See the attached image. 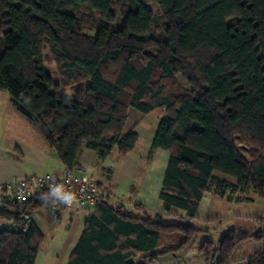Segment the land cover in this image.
Here are the masks:
<instances>
[{"label":"trees","instance_id":"obj_1","mask_svg":"<svg viewBox=\"0 0 264 264\" xmlns=\"http://www.w3.org/2000/svg\"><path fill=\"white\" fill-rule=\"evenodd\" d=\"M115 5L122 16L112 27ZM44 47L55 84L43 68ZM66 89L72 95L58 93ZM0 91L72 172L82 147L102 160L114 148L125 156L141 146L135 132L122 131L129 109L163 110L151 144L169 153L158 199L179 220L101 203L68 264H151L204 231L189 221L205 193L252 190L264 200V0H0ZM51 203L40 193L0 205L9 222L0 230V264H34L42 235L31 214ZM247 238L264 241V227L257 235L227 232L198 254L207 264H229ZM247 264H264V245Z\"/></svg>","mask_w":264,"mask_h":264},{"label":"crops","instance_id":"obj_2","mask_svg":"<svg viewBox=\"0 0 264 264\" xmlns=\"http://www.w3.org/2000/svg\"><path fill=\"white\" fill-rule=\"evenodd\" d=\"M162 117V108L148 114L129 109L122 131L135 132L142 140L141 146L125 156H120L114 148L102 160L96 152L82 147L77 156V169L73 173L84 174L105 189L111 206L132 216H147L171 224L179 218L165 213L158 199L169 153L161 149L151 150L152 140ZM64 169L54 151L15 110L5 92L0 91V185ZM243 195L226 194L221 197L212 192L205 193L198 204L195 218L189 221L204 231L184 249L175 254L159 255L151 264H207L198 254L202 243L211 242L216 246L223 234L231 232L227 231L229 225L238 223V228H245L246 223L259 219L258 212L252 207L255 203L244 201ZM96 207L89 205L81 208L77 203L58 207L51 203L34 210L31 219L42 235L34 264H68L85 221ZM50 221L52 227L53 221L56 224L53 230L50 229L51 233H48L44 231V224H49ZM241 233L243 234L240 230L238 235ZM263 245L264 241L253 238L241 241L235 247L229 264H247ZM162 248L163 245L159 250ZM159 250L156 249L151 254Z\"/></svg>","mask_w":264,"mask_h":264},{"label":"built area","instance_id":"obj_3","mask_svg":"<svg viewBox=\"0 0 264 264\" xmlns=\"http://www.w3.org/2000/svg\"><path fill=\"white\" fill-rule=\"evenodd\" d=\"M40 193H47L55 200L52 205L68 206L77 203L81 208L98 206L109 200L108 192L90 177L75 174L68 169L46 175H32L0 185V205H15ZM29 219H24L25 229Z\"/></svg>","mask_w":264,"mask_h":264},{"label":"rangeland","instance_id":"obj_4","mask_svg":"<svg viewBox=\"0 0 264 264\" xmlns=\"http://www.w3.org/2000/svg\"><path fill=\"white\" fill-rule=\"evenodd\" d=\"M150 8H151L153 14L154 13L160 14V11L158 10L157 6L151 5ZM114 10L116 12V20L117 21L112 24V27H116L119 24V21L121 20V16H122L121 13L119 12V7L117 5L114 6ZM155 17H157V21H158L157 24L159 25V28L154 29L155 30V34L156 35H162V30H163V28H162L163 26H161L162 25V21H161V19L158 16H155ZM95 19L98 20L99 17L97 15H95ZM233 22H234V19H230V20L227 21L228 24H231ZM98 24L101 25V24H104V23H100L99 22ZM81 31H83L85 33H88V34H93L94 33V30H91L88 27L81 28ZM153 53H154V51H153ZM42 64H43L44 70L51 75L52 83L55 84L57 82V80H58V72H57V68H56V65H55V62H54V59H53V55L50 52V50L48 49V47H44L43 48V51H42ZM52 90H54V89H52ZM58 93L61 94V95H72V91L70 89H66L62 93L58 91ZM5 95H7V93H5ZM8 98H9V96H8ZM237 143L238 144H242L240 141H238ZM242 145L245 146L247 149L249 148V146H246L244 144H242ZM243 154L247 158L249 157V155L247 154L246 151H243ZM216 176L218 178L221 177L218 174H216ZM221 178H223V177H221ZM227 181L233 182L230 179H227ZM212 191H213V188H212ZM243 198L245 199L244 201H248L249 203H255V204H252V207H253L254 211L258 212L259 219H257V218L254 219L253 223H251V222L246 223L245 224L246 225L245 228H238L236 226L238 223H235L234 225H229V226H233L236 229V230L232 231L231 233L234 232L235 235H238L240 230H241L243 233H245L247 235H257L259 230L261 229V227L262 228L264 227V200L259 198L252 190L247 191L243 195ZM175 217L176 218H180V215H175ZM53 222H54L53 223L54 224L53 227H54L56 223H55V221H53ZM0 224H1V228L2 229L6 228L8 226V222H6L4 220H1V219H0ZM53 227H52V223L50 221L49 224H47V223L44 224V231H47L48 233H51L50 229H52ZM237 228L240 229V230H238ZM55 236H58V235H55Z\"/></svg>","mask_w":264,"mask_h":264},{"label":"water","instance_id":"obj_5","mask_svg":"<svg viewBox=\"0 0 264 264\" xmlns=\"http://www.w3.org/2000/svg\"><path fill=\"white\" fill-rule=\"evenodd\" d=\"M235 230V228L233 227V226H229L228 228H227V231H234ZM133 262V259H128L126 262H125V264H131Z\"/></svg>","mask_w":264,"mask_h":264}]
</instances>
